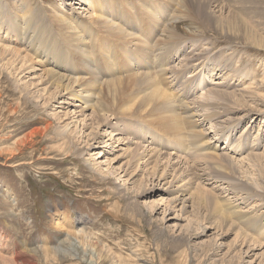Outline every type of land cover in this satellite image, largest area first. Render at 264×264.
I'll return each instance as SVG.
<instances>
[{"label": "rangeland", "instance_id": "1", "mask_svg": "<svg viewBox=\"0 0 264 264\" xmlns=\"http://www.w3.org/2000/svg\"><path fill=\"white\" fill-rule=\"evenodd\" d=\"M0 9V264H264V0Z\"/></svg>", "mask_w": 264, "mask_h": 264}, {"label": "bare ground", "instance_id": "2", "mask_svg": "<svg viewBox=\"0 0 264 264\" xmlns=\"http://www.w3.org/2000/svg\"><path fill=\"white\" fill-rule=\"evenodd\" d=\"M183 1H184V0H183ZM184 4H185V3H184ZM186 4H187V3H186ZM258 5H259V4H258ZM0 10H1V9H0ZM1 11H2V10H1ZM30 11H31V10H29V12H30ZM27 12H28V9H27ZM0 13H1V12H0ZM24 14H25V13H24ZM176 14H177V13H176ZM25 15H26V14H25ZM35 15H36V14H35ZM177 15H178V14H177ZM177 15H175L174 17L176 18ZM179 15H180V14H179ZM2 16H3V15H2ZM62 16H63V15H62ZM0 17H1V15H0ZM98 17H99V16H98ZM180 17H182V16L180 15ZM96 18H97V17H96ZM103 18H104V17H103ZM103 18H102V20H103ZM59 19H60V18H58V20H59ZM1 20H2V19H1ZM17 20H18V19H17ZM19 20H21V21H19V23L21 22L20 27L18 26L19 28L25 27V24L28 25V23L31 22V21H30V22L28 21V17H27V16H21V18H19ZM31 20H32V19H31ZM95 20H96V19H95ZM98 20H100V19H98ZM102 20H101V21H102ZM180 20H181V19H176V20L174 19L175 22L173 23L172 27L175 28V29H177V26H176L175 24H176L177 22L179 23ZM64 21H65V20L63 19V22H64ZM103 21H104V20H103ZM22 22H24L25 24L23 25ZM66 22H67V21H66ZM67 23H68V22H67ZM100 23H101V22H100ZM100 23H99V24H100ZM104 23H105V22H104ZM111 24H112V23H111ZM27 25H26V26H27ZM65 25H67V24H65ZM102 25H103V24H102ZM67 26H68V25H67ZM100 26H101V25H100ZM113 26H114V25H113ZM25 28H26V27H25ZM31 28H32V27H31ZM105 28H108V27H105ZM118 28H119V27H118ZM64 29H65V28H64ZM115 29H117V28H115ZM115 29H113V30H111V31L114 32ZM120 29H121V28H120ZM26 30H27V29H26ZM109 30H110V29H109ZM65 31H66V29H65ZM113 32H111V34H112ZM115 32H116V30H115ZM77 33H78V32H77ZM118 33H119V31H117V34H118ZM120 33H121V32H120ZM113 34H116V33H113ZM127 34H129V33H127ZM167 34H168V33H167ZM67 35L70 36L71 40L74 42L75 47L78 48V49H81V48H80V44H81L82 42H81V40L79 39V36H78L76 33H73V32L68 33ZM79 35H80V33H79ZM124 35H125V34H124ZM121 36H122V35H121ZM68 38H69V37H68ZM130 38H131V37H130ZM132 38H133V37H132ZM134 39H135V38H134ZM63 40H64V39H63ZM71 40H70V41H71ZM136 40H138V39H136ZM134 41H135V40H134ZM86 42H87V41H86ZM135 42H136V41H135ZM69 43H70V42H69ZM87 43H88V42H87ZM29 44H30V43H29ZM71 44H72V43H71ZM82 45H84V44H82ZM85 45H86V43H85ZM134 45H135V44H134ZM144 45H145V44H144ZM144 45H143V46H144ZM72 46H73V45H72ZM86 47H87V46H86ZM144 47H145V46H144ZM10 49L12 50V48H10ZM82 49H83V48H82ZM160 49H161V48H160ZM5 50H6V48H5ZM8 50H9V48H8ZM14 50H15V49H14ZM84 50H85V49H84ZM74 51H75V50H74ZM81 51H83V50H81ZM87 51H88V50H87ZM7 52H8V51H7ZM12 52H13V51H12ZM16 52H18V51H16ZM77 52H78V51H77ZM14 53H15V52H14ZM12 54H13V53H12ZM18 54H19V53H18ZM19 55H20V54H19ZM81 55H82V54H81ZM83 55H84V53H83ZM83 55H82V57H83ZM16 56H17V55H16ZM22 56L25 58L24 55H22ZM26 56L28 57V55H26ZM23 57H21V58H23ZM27 57H26V58H27ZM165 57H166V56H165ZM190 57H191V56H190ZM190 57H189V58H190ZM26 58H25V59H26ZM29 60H30V59L28 58L27 63H28ZM32 60H33V58H32ZM84 60H85V58L83 59V61H84ZM22 61H23V60H22ZM35 61H36V60H35ZM23 62H24V61H23ZM23 62H22V63H23ZM30 62H31V60H30ZM25 63H26V61H25ZM37 63H38V62H37ZM29 64H30V63H29ZM29 64H28V65H29ZM31 64H32V63H31ZM33 64H34V63H33ZM159 64H160V63H159ZM162 65H163V64H161V66H162ZM31 66H32V65H31ZM87 66H88V65H87ZM159 66H160V65H159ZM46 69H47V68H46ZM46 69H45V70H46ZM164 69H165V68H164ZM221 69H222V68H221ZM87 70H88V69H87ZM160 70H161V69H160ZM46 71H47V70H46ZM53 71L55 72V70H53ZM81 71H82V68H81ZM50 72H51V70H49V74H50ZM89 73H90V72H89ZM89 73H88V74H89ZM49 74H47V77H48ZM51 74H53V73L51 72ZM143 74H144V73H143ZM57 75H58V74H57ZM144 75H145V74H144ZM92 76H93V75H92ZM92 76H91V77H92ZM94 76H95V75H94ZM94 76H93V77H94ZM138 76H140V75H138ZM138 76H137V79L135 80L136 82H137V80H139ZM145 76H146V75H145ZM44 77H45V76H44ZM50 77H51V75H50ZM59 77H63V76H62V75H61V76L59 75ZM130 77H131V76H130ZM147 77H148V76H147ZM147 77H146V78H147ZM227 77H228V76H227ZM48 78H49V77H48ZM48 78H47V79H48ZM53 78H55V77H53ZM53 78H52V79H53ZM64 78H65V77H64ZM80 78H82V76H80ZM83 78H85V77H83ZM119 78H121V77H119ZM143 78H144V77H141L142 80H143ZM146 78L143 80V84H144V85H147V84L144 83V82H147V81H146V80H147ZM150 78H151V77H150ZM150 78H148V79H150ZM52 79L50 78L49 81L52 80ZM68 79H69V78H67L66 81H68ZM75 79L77 80V79H79V78L76 77ZM85 79H88V78H85ZM85 79H84V80H85ZM92 79H93V78H92ZM94 79H95V78H94ZM94 79H93V80H94ZM97 79H98V78H97ZM97 79H96V80H97ZM121 79H122V78H121ZM59 80H61V79H59ZM63 80H64V79H63ZM71 80H72V79H71ZM76 80H73V81H74L73 83H76V82H77ZM80 80H81V79H80ZM93 80H92V81H93ZM151 80H152V78L150 79V82H151ZM47 81H48V80H47ZM61 81H62V80H61ZM75 81H76V82H75ZM92 81H91V82H92ZM94 81H95V80H94ZM104 81H105V80H104ZM111 81H114V80H111ZM115 81H116V80H115ZM121 81H122V80H121ZM139 81H140V80H139ZM86 82H87V81L82 82V83H81V82H80V83H79V82L77 83L78 90L75 91V89H74V91H75V97H77V98L80 100V102H81L82 104H84L85 107H90V106L95 107V106H97V105L95 104V103H96L95 101L97 100V96H96L97 94H96V93H97L98 91H97L96 89H95V90H96L97 92L94 90L95 87L92 86L91 82H90V83L88 82L89 84L86 83ZM97 82H98V81H97ZM150 82H149V84H148L149 86H150ZM152 82H153V83H151V85L154 84V81H152ZM98 83H99V82H98ZM100 83H104V82H100ZM100 83H99V85H100ZM105 83H106V82H105ZM109 83H111V82H109ZM90 84H91V85H90ZM139 84H140V83H139ZM141 84H142V82H141ZM155 84H156V83H155ZM60 85H61V84H60ZM69 85H70V84H69ZM69 85H68V86H69ZM73 85H74V84H73ZM93 85H94V82H93ZM101 85H102V84H101ZM64 86H65V84H64ZM71 86H72V85H71ZM95 86H96V83H95ZM149 86H148V87H149ZM66 87H67V86H66ZM138 87H139V86H138ZM142 87H143V85L141 86V88H142ZM148 87H147V88H148ZM150 87H151V86H150ZM153 87H155V86L153 85ZM157 87H158V86H157ZM157 87H156V88H157ZM67 88H68V91H69V90H71L72 87L70 88V86H69V87H67ZM97 88H98V87H97ZM145 88H146V87H145ZM147 88H146V89H147ZM156 88H155V89H156ZM100 89H101V88H100ZM153 89H154V88H153ZM159 89L162 90L161 88H159ZM219 89H220V90H219ZM147 90H148V89H147ZM160 90H156L157 92H156V91H155V92L158 93V94L163 98V100H162L163 103H164V102H165V103H168V102H169L168 104H170V101L168 100V97L166 96V95H168V94L165 93V94H166V95H165L164 92H162V91H160ZM223 90H224V89H223ZM142 92H144V91H142ZM145 92L147 93L148 91H145ZM149 92H151V91H149ZM152 93H153V92H152ZM156 93H155V94H156ZM222 93H226V92H223L221 88H215V87H214L213 90H208V93H206V95H208L207 98H210L209 100H211V98H213V100L215 101V100H217V98H218L219 96H223V97L225 96V95H223ZM70 94H71V93H70ZM144 94H145V93H144ZM158 94H157V95H158ZM228 94H229V93H228ZM253 94H254V93H253ZM255 94H256V93H255ZM150 95H152V94H150ZM157 95H156V96H157ZM229 95H230V94H229ZM153 96H155V95H153ZM156 96H155V97H156ZM204 96H205V94H204ZM161 97H159V100H160ZM227 97H228V96H227V94H226V98H227ZM229 97H230V96H229ZM231 97H232V95H231ZM231 97H230V98H231ZM143 98H144V100H148V98L150 99V97H148V96H147V99H146L145 97H143ZM143 98L141 97L142 100H143ZM152 98H153V97H152ZM205 98H206V97H205ZM207 98H206V99H207ZM230 98H228V99H230ZM235 98H236V97H235ZM141 99H140V100H141ZM220 99H221V98H220ZM151 100H152V99H151ZM153 100H154V102H155L156 99H153ZM159 100H157L156 102H157V103H160V102H158ZM148 101H149V100H148ZM160 101H161V100H160ZM162 101H161V104H162ZM218 101H220V100H218ZM221 101H223V100L221 99ZM221 101H220V102H221ZM139 102H140V103H137V104H139L140 106H141V104H145V103H143L142 101H139ZM141 102H142V103H141ZM145 102H147V101H145ZM149 102H150V101H149ZM149 102H147V104H148ZM154 102L152 101L153 104H157L156 102H155V103H154ZM152 103H150V105H151ZM211 103L213 104V102H211ZM211 103H210V104H211ZM230 103H231V102H230ZM147 104H145V106H146ZM153 104H152V106H154ZM214 104H215V103H214ZM214 104H213L212 106H214ZM216 104H217V103H216ZM226 104H227V103H226ZM135 105H136V103H135ZM157 105H158V104H157ZM162 105H163V104H162ZM172 105H173V104H172ZM172 105L166 107V109H170L169 107H171ZM140 106H139V107H140ZM148 106H149V105H148ZM148 106H147V107H148ZM165 106H166V105H164V107H165ZM204 106H206V105H204ZM248 106H249V105H248ZM135 107H136V106H135ZM141 107H144V106H141ZM141 107H140V108H141ZM147 107H146V108H147ZM149 107H150V106H149ZM149 107H148V109L150 110ZM154 107L157 108V106H154ZM154 107H152V108H154ZM161 107H162V106H161ZM172 107H173V109H174V106H172ZM172 107H171V108H172ZM206 107H207V106H206ZM209 107H211V106H209ZM131 108H132V107H131ZM133 108H134V107H133ZM155 108H154L153 110H155ZM215 108H216V107H215ZM95 109H96V107H95ZM135 109H138V108L136 107ZM130 110H132V109H130ZM130 110H129V111H130ZM144 110H145V108H144ZM151 110H152V109H151ZM160 110H161V112H162V110L165 111L164 109H161V108H160ZM216 110H217V109H216ZM240 110H241V109H240ZM139 111H140V110H139ZM139 111L137 110V112H139ZM141 111H142V109H141ZM155 111H158V112H159V109H158V110L156 109ZM168 111H169V110H168ZM168 111H167V112H168ZM228 111H229V110H228ZM137 112H136V113H137ZM153 112H154V111H153ZM153 112H152V114H153ZM158 112H157V113H158ZM213 112H215V111H213ZM131 113H132V112H131ZM136 113H134V111H133L132 114H136ZM149 113L151 114V111H150ZM159 113H160V112H159ZM159 113H158V114H159ZM165 113H166V112H165ZM168 113H169V112H168ZM139 114H140V113H139ZM144 114H145V113H144ZM150 114H149V115H150ZM152 114H151V115H152ZM154 114H155V113H154ZM158 114H157V115H158ZM170 114H171V113H170ZM172 114H173V113H172ZM114 115H115V114H114ZM136 115H138V114H136ZM165 115H166V114H165ZM165 115H164V117H165ZM168 115H169V114H168ZM214 115H215V114H214ZM242 115H243V114H242ZM140 116H141V115H140ZM162 116H163V115L158 116V117H160V118H158V119H161ZM172 116H173V115H172ZM172 116H171V115H170V116H166L165 118L170 117V118L172 119ZM216 116H219V115L216 114L215 117H216ZM164 117H163V118H164ZM156 118H157V117H156ZM165 118H164V119H165ZM175 118H176V117H175ZM175 118H174V119H175ZM205 118H206V117H205ZM106 119H107V118H106ZM164 119H161V120L163 121ZM168 119H169V118H168ZM174 119L172 120L173 122H176V123L178 122V123H179V118H178V117H177L178 120H176V119L174 120ZM237 119H238V118H237ZM165 120H167V119H165ZM165 120H164V122L166 123ZM206 120H208V119H206ZM169 121H171V120H169ZM169 121H168V122H169ZM173 122H170V123L172 124ZM159 123H160V122H159ZM159 123H158V124H159ZM178 123L176 124V127H177V125L180 126V124H178ZM160 124H161V123H160ZM166 124L168 125V123H166ZM166 124H165V125H166ZM173 124H174V123H173ZM162 125H163V124H162ZM168 126H170V125H168ZM211 126H212V124H211ZM164 128H165V127H164ZM170 128H171V126H170ZM172 128H174V127L172 126ZM172 128H171V129H172ZM158 129H159V128H158ZM160 129H162V128H160ZM176 129H177V128H176ZM176 129H174L173 131H176ZM178 129H179V127H178ZM178 129H177V130H178ZM180 129H181V128H180ZM168 130H170V129H168ZM160 131H161V130H160ZM163 131H165V129H163ZM173 131H170V132L172 133ZM180 131H181V130H180ZM167 133L169 134V132H167ZM175 134H176V133H175ZM181 134H182V131H181L180 135H181ZM176 135L179 136V133L176 134ZM176 135H175V136H176ZM208 141H209V140H208ZM12 152H13V151H12ZM14 152H15V151H14ZM13 154H14V153H13ZM221 155H222V154H221ZM225 155H226V154H225ZM227 167H228V166H227ZM194 176H195V175H194ZM191 178H192V177H191ZM234 192H235V191H234ZM208 214H209V213H208ZM231 222H232V221H231ZM245 222H246V221H245ZM238 223H239V222H238ZM241 226H242V225H241ZM236 228H237V227H236ZM239 231H240V230H239ZM246 234H247V233H246Z\"/></svg>", "mask_w": 264, "mask_h": 264}]
</instances>
